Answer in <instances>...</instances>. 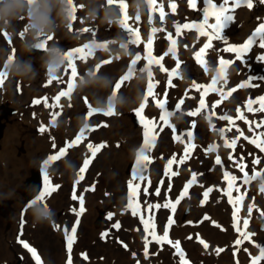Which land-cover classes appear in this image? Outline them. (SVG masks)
I'll return each instance as SVG.
<instances>
[{
    "label": "bare ground",
    "instance_id": "bare-ground-1",
    "mask_svg": "<svg viewBox=\"0 0 264 264\" xmlns=\"http://www.w3.org/2000/svg\"><path fill=\"white\" fill-rule=\"evenodd\" d=\"M179 1L157 0L158 5L163 6V10L166 14L165 21L161 22L159 20L158 11L155 14H150V12H146L145 9L141 10L139 8L138 0H125V3L128 4L127 13L131 17L129 24L138 27L139 31L142 33L143 40H145L150 34V30L153 26L163 29L156 33L158 41L156 42L157 48L155 46V55L157 57L164 56V67L171 71L176 67L177 59L180 61V74L179 76L173 77L171 81L172 84L176 77H179L182 81L178 85L177 91L173 90V87L168 85V72L161 71L156 65L152 66L154 80L158 82L155 93L160 99H164V94L166 92V105L167 103L173 105L174 107L172 108H175L180 100H183L184 103L180 107V119L177 125V131L175 133L172 132L166 137L165 133L167 132H165L163 128L162 130L160 128L158 129L157 139L158 141H161V154L156 155V151L152 150L150 154L151 162L147 163V166L143 167L141 170V175L146 177V180L137 181L140 185L137 197L138 212L136 215H133L132 210L127 207L128 183L132 180L133 174L137 170L135 167L137 144L140 139L144 137L143 126L138 117L134 114V109L138 108L141 103L140 96L145 92L143 87H147V74L142 71L146 65V61L141 59L137 76L141 78V83H144V85L142 86L139 82L131 81L128 83V86L122 88L119 93L117 114L112 118L111 123L107 120L101 122V124L106 123L107 127H99L106 128L100 130L101 135L99 136V139L101 141L92 143L93 145H99L101 143L106 144V150L104 149L102 151L101 149L98 152L99 155L97 159L94 161L97 163L103 157L104 165L103 167L101 166L99 170H101L103 174H107L108 177L107 184H104L102 180V183H99V187L102 189L111 184V186L115 188L113 191L115 199L112 202V206L117 209L116 213L118 216L123 215L122 211L119 209L120 207L123 210L128 211L126 215L127 220L125 221L126 227L129 228L132 235H135L133 230L136 232V228L139 231V234H137L139 241L134 240L131 242L133 248L135 249L136 245L141 243V241L145 244V238H147L148 244H151L149 245L152 246L151 253L147 254V256L145 253L142 255L146 264H159L160 262L181 264L180 256L177 254L176 248L174 247L175 242L177 241L184 254V262L189 257L190 251L193 250L191 247L195 248L193 243L188 245L184 238H180L181 233L180 235L177 234V236H175V241L172 246L173 248L170 249V246H159L158 244L153 243L152 236L144 231V224L140 218V214L142 213L139 206L140 200L142 206L144 207L145 204L147 207L148 204L162 205V202L164 204L166 202L175 203L178 199L179 203L176 204V206L179 208L176 220H180V223L185 222L190 225L189 219L191 217L195 218L200 216L198 214L200 210H197L196 214H191V206L193 203L202 202L207 204V212H205L204 218L211 220L210 224L212 225V228L215 225L217 226V229H220L222 225H225L223 227V229L226 230L225 234L220 230L214 232L215 230L213 229L214 231H212V228L207 221L201 223L200 226H197V229L199 230L197 236L200 242L206 241L209 243L208 248L205 249L207 254L212 251L218 253L226 252V243H228L226 241L227 239H230L231 247L229 248L231 249V253L229 254L235 259V263L232 264H249L251 258L259 254L257 246H264V234H260L263 239H255L248 243L249 245L246 244L247 246L243 244L246 243L244 240H242L240 245H236L235 241L237 239H242V237L234 225L239 227L241 231L253 230L256 227V223L261 221V218L263 217L261 213L264 212V157L260 154L261 152L259 153L260 149L257 148L255 144L249 142V140L257 138L261 133H264V111L257 110L248 112V101L243 100V97L249 98L250 96L256 97L257 95L264 96V60L259 59L260 56H264V49H261L258 46V42L254 47L253 52L247 58H244L243 61L235 59L234 64H232L226 75V86L222 82L221 89L224 93H227L233 88H236V91L233 92L230 97L224 99H221L220 92H217L210 97L208 109L203 112V114L207 112L212 113L211 129L209 128V125L211 124L203 123L199 125V123L194 120H187L186 127H180V124L183 121L182 119H184V111L192 110V107L195 106V104L198 105L200 101L202 89L198 90V93L193 94V90L195 89L192 87L193 83L205 86L210 81L214 69L218 66V59L220 57L225 59L230 53L223 51L226 47L223 40H213V47L207 51L205 56L208 71L206 72L204 67L199 63V67L194 65L196 60L194 53L201 44L203 45L206 42L207 38L200 36L195 29L184 30L182 34L177 37L173 24L174 22H178L181 25L184 23H201L203 21V8L205 5L203 0H197V6L193 9L189 6V0L187 2H183L182 0ZM221 2L222 0H218L217 4L219 5ZM75 3L77 5H84V7L78 9L75 13L77 20L72 23V29L74 30L90 27L92 24L90 21L101 27L105 25V23L114 20L116 17L115 15H117L114 14V9L106 5V0H75ZM170 3L176 4L174 13L171 10ZM253 3L254 7L252 9H248L245 6L236 9L234 13V21L223 32V37L227 39L228 44L240 45L248 38V35L252 33V30L257 24L264 20V3H260V0H253ZM61 11H63V9L59 5L55 6L52 10L51 16L55 19V23L53 25V40L48 42V47H51L52 45L61 47L60 45H63L68 34H70V31L66 26L69 22L66 13L63 11L62 18L58 16V13ZM137 13L140 16V20L138 24H134ZM20 21V19L14 21V27L16 26V23ZM209 22L214 23V20H210ZM27 23L28 21L26 20L24 25ZM169 33L172 34L174 39L179 40V46L176 50L175 57L170 54L164 55L166 51L163 49L161 51L163 43H169L167 39ZM42 38L43 37H41V39ZM127 40L128 35L126 32L122 31L120 26H118L117 31L112 30L108 34L101 35L96 43L107 42L108 50L105 51L102 48H94L93 53H101L100 55L102 58L100 60L111 59L112 62L104 65L100 69L97 74L98 77H100V80L89 78L90 82L85 86H81L79 82L76 83L70 99L62 97L56 107L52 106L56 104L54 97L58 95L59 91L66 90L67 82L65 79L70 77V70L68 71V74H65V65H62L57 73L64 82L53 81L51 84H47L49 76H46L44 79L42 78L43 70L37 69V64L40 62V59L33 57L31 60L34 69L37 72L35 79L28 80L9 76L5 78L3 84L0 85V122H2L1 117L6 113L8 108L16 107L21 111L20 117L12 116L6 124L2 122L5 126V133L0 140V216L3 217L5 222L4 234L7 243L6 245L0 243V264H11L12 262H18L20 260L23 264H31L24 253L25 250H17V244L15 242L19 241V239L16 236V233L11 236L7 229L9 232L17 231L20 209L23 205L22 202H26L28 199H33L35 194L42 190V157L48 154L49 149L47 150V148H49L51 143L55 140L54 138L61 134L62 130L65 129L61 122L59 125L58 116L55 125H52L51 120L53 113H58L59 109L63 107L66 110V114H68L70 107L74 104L78 110L71 111L72 114L76 113L75 118L72 120V124L74 128H77L79 124L83 122L89 123L91 121L85 115L88 111V107L84 103V97L90 96L91 100L95 104H98V107H106L110 94L106 96L109 88L108 85L103 83V81L116 79L123 71L124 65L129 66L132 59V56L129 55V53L144 55L143 42L139 46L129 43L127 51L122 49L120 45ZM90 42H92V40L86 41L84 36L83 44ZM83 44H78V46H74L71 49L80 47ZM169 46L170 44L167 48H169ZM0 52L3 57H6L4 61H6L9 56L23 58V55L25 56L27 53L22 47V41L20 39L16 40V42H11L8 46L2 48ZM162 52H164V54ZM1 59L2 58L0 57V60ZM91 62V57L88 58L87 62L77 61L79 79H86L87 75L81 70V66L90 69ZM95 62H97V60ZM4 63L0 62V71H4ZM183 69H185L187 75H185ZM233 70L237 71V73L235 76L231 77ZM250 77L252 78L251 87H239L240 84L247 82ZM38 81H42V84L37 86ZM46 84L47 86H45ZM21 96H26L27 99L33 98L35 101L40 100L41 105L45 103L44 98H47L46 105L48 108H38L33 113L28 112L25 105L22 106V104L19 103ZM214 104L216 107L213 109ZM238 108L240 109V112L243 113L248 123H245V119L238 118ZM259 108L258 105L253 107V109ZM145 111L148 120L159 122L161 110L155 105V102L151 97L148 100ZM230 112L233 113L230 114ZM224 115L233 117L234 124H229L228 121L218 118ZM48 123H51V128L45 127ZM112 123L113 125H111ZM223 123H226V128L222 127ZM193 124L195 125L194 127ZM257 125L260 126L257 127ZM42 126L47 130L43 132V135H40L38 131L41 132L40 128ZM250 127L252 131H249ZM188 128L196 134L195 136L199 140V143L196 151L191 156L185 158L183 152L185 150L187 139H185L183 131ZM221 129L225 130L223 134L220 132ZM237 129H239V131H237ZM119 132L123 135L117 134ZM241 132L244 136L240 135ZM176 136H180L182 142L181 140L175 139ZM244 137H248V139H245ZM226 139L228 141L233 139L236 140V149L234 152L230 147L225 146ZM215 140L221 143L220 154L223 157V166L218 165L215 156L207 150ZM50 148H52V146ZM180 149L183 154L179 152ZM68 156L66 158H68ZM85 156L91 157V153L88 149H86L85 153L80 157L82 162ZM173 156L176 158V166L174 169L176 175H171L170 173L166 174L165 172L162 174L161 179H164L168 183L169 189L173 184V181H170L171 178L177 175L180 177V174H183L185 181L183 182V178L180 179L181 186H178L175 189V193L177 194L175 198L162 199L156 196L152 199L148 194L150 189L148 184L150 180L151 184L154 182L155 176L150 175V171L148 170L151 168V165L162 160H166L168 165L169 159ZM255 159H259L260 163L254 165L253 161ZM181 160H183L182 163H180ZM241 163L245 166L243 172L239 167ZM55 166L57 165L52 166L49 170V179L53 186H55L58 177L62 178L59 179L60 181H62L64 177V174H60L61 172ZM62 168L63 167H61V169ZM105 168H107L106 173ZM225 172L229 173L230 176L236 177V180L232 181V189L228 188V180L226 181L224 179ZM193 174H196L197 184L195 185V188H197V192L188 190L187 193L181 196L184 188L189 184V181H191ZM245 174H247L249 178L247 183H245ZM97 178L99 177L97 176ZM67 187L68 181H65V192L62 193L63 188L60 190L58 188L55 191V197L52 192L45 201L47 205L49 203L51 204V208H55L59 219L64 218V213L61 209L63 208V203L60 202V199L63 197L62 194L66 193ZM260 187L262 189H260ZM145 188L147 189V192H145ZM208 189H211V191H209L207 199H205L203 194ZM228 191H231L234 201H237L238 197H243L242 200L237 201L235 204V207L239 208V212L237 213L238 223L237 220H234L233 218L235 208L232 203H229L228 195L226 194ZM186 194L187 196L185 197ZM249 207H252L253 209L250 216L248 213ZM159 209L154 208L149 211L146 208L145 211H143L145 220L148 219L147 217H152L153 221H155L154 231L156 230L155 228L158 227L156 213ZM208 212L210 214L213 212L214 216L211 214L213 216L211 218ZM101 214L103 215V209L102 206L98 204L97 206L93 205L92 209L85 212L83 216V222L88 224V230L91 232V236L94 233L99 234L100 229H102L104 225V217L101 216ZM245 219L249 220L246 229L243 226ZM39 222L40 221L37 222V229L43 231L45 225L44 223ZM229 223L232 228L227 232V226ZM47 224L49 223L47 222ZM130 226H133V228ZM184 229L186 231L188 230L186 227ZM176 231L183 232L184 230L179 229L178 227ZM58 235L62 241V236L60 234ZM11 239L12 242L10 243ZM62 242L66 246V240ZM62 242L58 245H63ZM79 244L80 242L77 240L74 244L73 251L70 254L67 249H63L62 246V250L57 255L54 264H64V258L66 256L69 257L70 255L72 258L75 254V249ZM242 246L249 247L245 254H243L244 250ZM250 247L254 250L249 251ZM218 249H220V251H217ZM18 253L20 254L18 255ZM82 254H85V251ZM132 256L137 257L139 256V253H135ZM193 263L201 264L198 261H194ZM81 264H88V262L85 258H82ZM91 264L97 263L91 261ZM259 264H264V261H260Z\"/></svg>",
    "mask_w": 264,
    "mask_h": 264
},
{
    "label": "snow or ice",
    "instance_id": "snow-or-ice-1",
    "mask_svg": "<svg viewBox=\"0 0 264 264\" xmlns=\"http://www.w3.org/2000/svg\"><path fill=\"white\" fill-rule=\"evenodd\" d=\"M142 2L146 3L147 8L149 9L150 14H155L157 11L159 12V20L161 22L165 21V12L163 10L162 5H158L157 0H142ZM27 6L29 8V13L30 15L33 14L32 11V6L36 3V0H26ZM204 3V8H203V21L201 23H184L183 25L179 24L178 22H174L173 26L175 28V33L176 36L179 37L184 30H192L195 29L200 36L206 37V42L203 44V46L194 53V57L196 61L204 67L205 71H208L207 67V61L205 59V56L207 54V51L213 47L212 41L213 40H223V42L226 44V47L223 49L225 52L229 53H235L236 59L242 60L243 57L246 53L250 51L252 46L256 44L257 41H259L258 46L261 49H264V22L260 23L258 27L255 28L254 32L247 38V40L241 44V45H231L228 44L227 39L223 37V32L226 28L230 26V24L234 21V13L237 8L241 6H245L248 9H252L254 7L253 0H222L219 5L214 2V0H203ZM260 3H264V0H260ZM64 4V12L66 13V17L68 19V24L66 25L69 29V31H72V23L77 20V17L75 13L78 11V9L83 8L84 5H77L75 3V0H63ZM106 5L109 6L110 8H115L116 9V14L119 18L118 22L120 25V28L122 31L126 32L128 35V40L125 43H122L120 47L127 51L129 43L132 45L139 46L142 42L144 43V55L142 56L141 54L138 53H129V55L132 56V59L130 61V64L124 74H122L115 82L114 84L108 80H104L103 83L106 85H111V92L110 96L108 97V102L106 107H93L87 97H84V103L88 107V112H87V118L92 117L94 114L97 113H102L105 116H112L116 115L117 113L115 112V101L117 98V94L121 90L122 87L128 86V82L133 78L134 73L137 71L136 65L138 64L141 59H144L146 61L145 67L142 69L143 72L147 74V89L146 92L142 93L140 96L141 103L138 108L134 109V114L139 118L140 123L143 126V136H144V141H143V146L140 148L137 160H136V165H137V170L133 174L132 180L129 181L128 183V203L127 207L132 210L133 215L137 214V197H138V192H139V183L137 181H143L146 180V177L141 175V170L143 167L147 166V163H150V157L147 155L148 152L151 151V149L155 145V140H156V128L160 127L159 124H157L154 120H148L146 117L143 116V111L148 103L149 97L152 98V100L155 102V105L161 110V115L159 117V120L162 122L163 125L166 126H171L169 124V120L171 116L174 114L170 111H168L166 107V100H167V93L165 92L164 94V99H160L158 95L155 93L154 89L157 85V81L154 80L153 72H152V66L156 65L160 68L161 71L168 72V85L171 87V81L172 78L175 76H179V67H180V61L177 59L176 67L169 71L166 69L162 63L164 56L157 57L153 54V46H154V37L155 34L158 31H162V28H158L156 26H153L150 30V34L147 36L146 41L142 40L141 33L138 29V27H135L134 25L129 24V20L131 17L127 13V8L128 4L125 3V0H106ZM189 6L193 9L196 8L197 6V0H189ZM170 7L172 12H175L176 9V4L175 3H170ZM39 12V10H37ZM40 15H44L43 12H39ZM140 20V16L137 13L135 16V22L134 24H138ZM210 20H214V23H210ZM151 23V20H150ZM27 29H24L23 32L19 33L21 37L25 35V32ZM81 32L88 33L91 32L92 35L94 36L95 33L92 29L90 28H83L81 29ZM5 37L8 39V42L11 43V37L7 32H4ZM167 39L169 41V48L168 51L164 54L167 55L171 53L174 57L176 56V48H177V40L173 38L172 34L169 33L167 35ZM53 40L52 35H47L44 36L42 39L40 38L38 40V43L35 45L37 50H43L45 52L48 51L49 48L53 47H48V42ZM94 48H102L105 51L108 50V43H96L95 40H93L90 43H85L80 47H76L71 50H62L59 47V50L57 51L55 48H53V51L55 54L59 57V59L62 61V65H65V74H68V71L70 70V79L67 82L66 90L59 91L58 95L54 97V100L56 101V104L52 105L53 107L58 106L59 101L61 100L62 97H67L70 99L71 94L74 90L75 83L74 82H79L81 86L87 85L90 81L89 79H79L78 77V66H77V61L81 62H87L88 58L93 55V49ZM13 56L8 57V61L11 62ZM118 58V57H116ZM260 60H264V56L259 57ZM112 62L111 59H103L99 60L93 69H91L88 73V77L91 79L95 80H100V77H98V73L100 69L107 64H110ZM234 61H229L226 60L222 57L218 59V64L219 67L214 69L216 75L212 78L211 83L207 86L199 85L196 83H193L192 87L201 90L203 89L201 93V98L199 101L200 107L197 108L195 111L189 112L188 115L190 116H196L202 108L205 107V100L204 96L207 95L209 91H217L220 92L221 94V99H224L226 97H230L233 92L236 91V88H233L229 90L227 93H224L221 88H217L216 85L218 83L223 82V84L226 85L227 79H226V69L228 66H230ZM57 71L50 67L48 71V76L49 79L47 81V84H51L53 81H59L63 83L64 81L62 80L61 77L57 75ZM6 78V74L3 71H0V85L3 84L4 79ZM251 77L249 80L245 83H242L239 85V87H251ZM47 84L45 86H47ZM45 103L47 102V98H44ZM34 103H40V100L34 101ZM184 103L183 100H180V102L176 105V109L179 110L181 105ZM219 103V102H218ZM253 103H259L260 108L259 109H253L251 105ZM216 107V105H213V109ZM264 111V96H261L258 98V100H249L248 101V106H247V111L248 112H253V111ZM238 118L239 119H245L243 113L240 112V109H237ZM58 113H53L52 115V120L51 123L54 126L56 123V119ZM219 119H224L228 121L229 124H234L233 117L224 115L221 117H218ZM211 119V117H209ZM245 123H248V121L245 119ZM107 127V124H97L95 127L89 125L87 122L84 123L83 128L79 132V134L75 137L74 140L71 142L67 143L65 147H62L59 149V152L53 155L48 156L44 161H43V188L42 190L38 191L34 198L30 200L29 204L26 206L27 210L28 208H33L34 206H38L44 214L47 213L48 211V206L46 204V199L51 195L52 192L56 191L59 188V185L53 186L51 184V181L49 179L48 175V168L53 162L59 161L62 157H65L67 150L72 148L73 146L79 144L83 139L86 138V132L90 131H95L98 127ZM195 125L193 124V127ZM260 125H257L259 127ZM47 129L42 126L40 128L41 132L46 131ZM162 130V128H161ZM231 130V129H228ZM175 131V129H173ZM224 129H221L220 132L221 134L224 133ZM239 131V129H237ZM249 131H252L251 127L249 128ZM185 135L188 137V140L191 141L193 139V133L191 131H188L185 133ZM241 136H244V134L241 132ZM264 133H261L259 137L254 138L249 140L250 143H253L256 145L257 148L260 149V151L264 152ZM245 139H248V137H244ZM175 139L181 140L180 136H176ZM182 142V140H181ZM236 144V140L233 139L231 141H228L227 139L225 140V146L226 147H234ZM52 147L55 149L56 145L53 143ZM106 147V144L101 143L99 145H93L92 143L87 144V149L91 153V157L85 156L82 166L79 167L78 171V179L76 183L78 184L80 180H83L84 178V173L88 169L89 165L92 162V159L95 158L97 153L102 149ZM195 147V145L189 143L185 146V158L187 157V154L190 152L191 148ZM215 149V146H211L208 151H213ZM231 159V157H230ZM176 162L175 156H173L171 159L168 161V167L166 168V174L170 173L171 165ZM183 160L180 161L182 163ZM69 167H73V164L69 161H66ZM216 163L218 165H222V161L219 156L216 158ZM260 163L259 159H255L253 161L254 165H257ZM241 171H244L245 166L243 163L239 165ZM171 175H176V173L171 172ZM225 179L228 180V188L232 189L233 184L232 181L236 180L235 176H230L229 173L225 172ZM254 178V177H253ZM248 176L245 174V183L248 182ZM196 181V174L192 175L191 181H189V185L191 183H194ZM238 190V189H237ZM188 187L186 186L181 193V196H183L185 193H187ZM211 191V189H208L204 192V198L207 199L208 193ZM145 192H147V189L145 188ZM156 194L159 195V188L156 189ZM228 195L229 203H232L234 205V212H233V218L234 220H237L238 223V216L237 213L239 212V208L235 207V204L237 201L242 200L243 197H238L237 201L233 200V197L231 195V191H228L226 193ZM74 200L79 199L80 207L79 210L77 209H71V211L79 217L80 215L83 214L85 211L84 209V200L83 197H77L75 193L73 194L72 197ZM179 203V199L175 203H169L166 202L164 205L160 204H148L147 209L150 211L152 209H159L160 207H165L168 208L170 207L171 210L174 212L176 204ZM252 207L248 208V213L249 216L251 215L252 212ZM262 216H264V212L261 213ZM142 223L144 224V231L146 233H149L154 240H156L157 243H163V242H169L168 241V228L166 227L163 235L162 236H157L155 231H154V221L152 217H149L148 219H144L141 217ZM173 223V220L171 217L168 219L167 224L170 226ZM249 220L245 219L243 222V226L246 229L248 227ZM79 225V219L76 220L74 226L71 227V230L69 231L68 228H64V233L66 237V247L69 252L71 253L72 245L76 240V233H77V226ZM117 228L119 225H115ZM57 230H60V226H55ZM236 227V230L240 232V235L242 239H237L235 241L236 245H240L242 243L243 239H250V233H247L246 231H241L239 227L234 225ZM152 229L150 232L149 230ZM104 235H107L106 233ZM145 242V255L147 256V238ZM23 243V246L28 249L32 256L34 257L36 264H41V258L40 256L36 253V251L32 248L29 247V245L26 242H21ZM201 243H204L201 241ZM205 247H208L207 244H204ZM174 247L176 248L177 254L180 256V261L181 264H184V254L181 251L179 247V242H175ZM259 249V254L256 256H253L251 258V264H259L260 261L264 260V246L258 245L257 246ZM217 251H220L218 249ZM247 251V250H246ZM85 255V259H86ZM68 264H71V256L69 255L68 259Z\"/></svg>",
    "mask_w": 264,
    "mask_h": 264
},
{
    "label": "clouds",
    "instance_id": "clouds-1",
    "mask_svg": "<svg viewBox=\"0 0 264 264\" xmlns=\"http://www.w3.org/2000/svg\"><path fill=\"white\" fill-rule=\"evenodd\" d=\"M59 5L64 11L63 0H36V3L32 6L33 14L30 15L29 8L26 0H0V31H7L9 28L14 27V21L18 19H26L28 23L24 29L26 36H31V41L25 42L22 47L25 51L31 52L37 50L35 45L41 37L52 35L53 36V25L55 19L51 16L52 10L55 6ZM43 12L44 15H40L39 12ZM63 11L58 13L59 17H63ZM55 48L57 51L59 47L53 45L45 53L44 57H41L42 67L46 70L47 74L49 68H54L57 72L62 66V61L53 51ZM22 58H13L11 62L7 60L4 63V73L6 78L19 77L21 79L32 80L35 79L37 72L34 69L33 62L31 59L23 61V67H21ZM55 213L51 209L46 214L42 213L40 222L44 223L53 222Z\"/></svg>",
    "mask_w": 264,
    "mask_h": 264
},
{
    "label": "rangeland",
    "instance_id": "rangeland-1",
    "mask_svg": "<svg viewBox=\"0 0 264 264\" xmlns=\"http://www.w3.org/2000/svg\"><path fill=\"white\" fill-rule=\"evenodd\" d=\"M116 23H117V20H114V25H116ZM109 29H110V26L103 25V26L98 27V28H93L92 30L95 33L94 36H96L97 34L103 35L104 31L109 30ZM83 35H84V33L80 32V31L70 33V35L67 37L66 41L64 42V47H69L72 44H74L73 43L74 40H72L73 37L78 38V37H81ZM89 36L92 38L94 37L91 32L89 33ZM28 41H31V40H28ZM31 56H34V55L31 54ZM26 57H27L26 60H28L30 58L28 54L26 55ZM38 57H40V56H38ZM39 68L41 70H45L42 67V63L39 66ZM12 111H15V113H17V109L12 107L10 110L7 111L6 117L11 116ZM72 190H73L72 185L71 184L68 185V194L72 193ZM109 190L111 191V187H109ZM110 191H107V192H110ZM112 198L115 199L114 197H112ZM67 201H68V199H67ZM97 201H101V199L99 198V199H97ZM103 201L105 203V210L104 211H106V209H110L111 205H112L111 198L110 199L103 198ZM196 213H197V209H196V207H194L193 208V214H196ZM200 213H201V211L198 214L200 215ZM41 214L42 213L35 211L34 217L36 216L37 218L40 219ZM166 215H167V211H166V214L164 215V217H166ZM109 222H111V223H108V225L110 226V227H108V229L110 230V234L106 238L103 237V235H101L100 237L95 235L94 236L95 240L93 242V245L88 246V245H90V238H91V234L88 233L87 234L88 238L85 241L82 239L81 244L84 243V245H83V247L80 245V249H84V247L87 246L89 248L90 253H92L91 255L93 258L95 256V254L97 255L96 261H98L99 257H101V258H104V260L108 264H133V260L130 259V257L128 258L129 255H128V253L125 252V249H124V243L128 240L127 229L124 230L122 228V226H119L117 228L115 226L116 223L112 220H110ZM2 226H3V223H2V219L0 218V227H2ZM30 230L36 231L34 228V225H32L30 227ZM195 230H197V229H192L191 231H195ZM49 232L50 233L48 235L43 234V233H40V234L33 233V234H35L37 242L40 244L41 248L46 253V255L48 254V257L53 259V257L55 255H57L58 252H56L55 248L53 247L55 245V235L51 234L52 232L50 230H49ZM87 232H88L87 226L83 227L81 234L83 235ZM184 235L186 237L188 236V234L186 235V232L184 233ZM139 246L137 247V249L140 253H142L143 252L142 251V245L140 246V250H139ZM85 249H87V248H85ZM122 260H124L126 262L123 263Z\"/></svg>",
    "mask_w": 264,
    "mask_h": 264
}]
</instances>
